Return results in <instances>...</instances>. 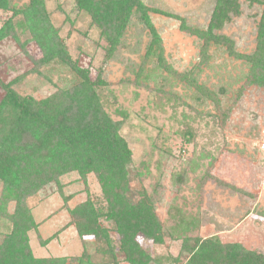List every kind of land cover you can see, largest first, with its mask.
Returning <instances> with one entry per match:
<instances>
[{"label":"rangeland","instance_id":"374dc122","mask_svg":"<svg viewBox=\"0 0 264 264\" xmlns=\"http://www.w3.org/2000/svg\"><path fill=\"white\" fill-rule=\"evenodd\" d=\"M140 1L151 10L169 12L180 18L149 13L161 38L167 65L178 73L192 71L199 62L201 41L182 31L180 26L183 22L187 28L205 30L213 1ZM15 2L22 5L27 1ZM45 7L72 60L91 70L93 75L101 72L106 82L107 86L101 89L105 110L113 120H123L119 133L132 155L131 189L135 193L145 191L152 196L161 221L166 220L169 206L185 195L193 201L192 205L196 203L200 207L198 226L196 231L189 233L190 236L216 238L221 244L238 243L249 251L264 254V87L250 84L234 97L247 73L244 63L229 57L223 48L211 46L208 50L210 61L196 75L198 84L218 93L220 106L229 108L227 119L220 126L209 116L215 112L209 100L196 101L193 88L173 80L165 71L153 70L151 63L142 64L149 35L137 18L131 19L121 45L112 59L107 60L99 30L90 26L87 15L77 11L74 0H45ZM259 11L258 6L242 2L241 15L233 18L220 32L233 40L238 53L247 54L254 49L255 15ZM10 15L0 11V26ZM18 34L20 43L12 39L0 41V82L10 84L20 97L35 100L44 99L60 89H68L73 84L70 72L54 63L42 65L38 71L34 69L30 57L36 59L40 56L36 45L28 42L21 48L20 44L28 39V34ZM135 76H146L147 80L138 86ZM163 82H166L163 90L181 98L189 108L178 107L173 115L171 107L164 104L163 95L156 91V86ZM220 89L224 90L223 95ZM3 95L0 86V101ZM159 100L162 107L156 105ZM186 134L193 135L194 142H184L182 137ZM199 149L208 155L206 159H197ZM188 157L203 166L192 173L188 171L186 181L177 187L173 179L177 173L187 169ZM206 168L226 186L212 179L197 191L195 183ZM58 182L61 193L56 184H50L25 202L39 223L38 229L29 233V245L34 256L70 259L85 253L93 264H113L104 253L103 243H97L91 236L80 239L74 227L69 225L67 208L71 209L87 199L104 212L105 205L96 177L89 174L81 179L78 173L70 172L61 176ZM1 190L0 183V193ZM68 197L64 207V198ZM2 205H5V213L13 211V202H3ZM7 221L5 217L0 218V243L9 232ZM99 222L110 231L116 249L118 244L113 223L103 218ZM45 240H49L48 244L42 245ZM137 241L153 260H162L163 264H173L166 258H176L181 248L180 241L166 240L163 245H154L141 236ZM184 262V257H180L179 264ZM67 264L75 263L68 261Z\"/></svg>","mask_w":264,"mask_h":264},{"label":"trees","instance_id":"16d2710c","mask_svg":"<svg viewBox=\"0 0 264 264\" xmlns=\"http://www.w3.org/2000/svg\"><path fill=\"white\" fill-rule=\"evenodd\" d=\"M26 1L17 5L15 0H0V11L11 13L0 26V41L12 39L20 43L18 33L26 32L28 39L20 44L21 48L28 42H34L40 54L36 59L30 57L34 69L38 71L42 65L54 63L70 72L73 84L68 89H60L44 99L35 100L20 97L10 84L0 82L4 91L0 101V218L5 217L10 225L9 232L0 243V264H67L68 261L93 264L85 253L70 259L36 257L29 245V233L36 231L39 223L32 217L26 200L50 184H56L61 193L58 180L70 172L78 173L81 179L89 174L95 176L105 207L104 212H100L94 202L87 199L71 209L67 208L69 225L74 227L80 239L91 236L97 243H103L106 248L104 253L113 264H163L162 260H153L143 249L137 241L138 236L154 245H163L166 240L180 241L177 257L166 258L173 264H179L182 256L185 259L183 264H264V254L249 251L241 244H221L216 238L190 236L189 233L196 231L198 226L200 207L196 203L192 205L193 201H189L185 195L169 206L166 220L161 221L152 196L145 191L141 194L131 189V151L119 133L123 120H113L105 110L101 89L107 85L101 72L93 75L91 70L72 60L50 21L45 0ZM212 1V14L205 30L187 28L183 22L180 26L182 31L201 41L199 62L192 71L184 73H178L167 65L161 38L149 16L150 12H157L180 19L175 14L151 10L140 0H74V3L78 12L90 18V26L99 30L107 60L112 59L127 27L137 18L149 35L142 64L151 63L153 70L165 71L173 80L193 88L196 101L209 100L215 111L209 116L222 126L229 108L225 106L224 110L220 106L218 93L198 84L196 75L210 61L209 48L221 47L229 57L247 67L243 84L238 87L234 97L250 84L264 87V0ZM242 2L260 8L259 14L255 15L254 49L247 54L238 53L233 40L220 33L233 18L241 15ZM146 80V76H135L138 86ZM165 83L156 86V91L163 95L164 104L171 107L174 115L178 107L187 104L171 92H165ZM220 91L221 95L225 93L222 89ZM156 105L163 106L160 100ZM182 138L186 143L194 142L191 134ZM198 151V160L208 157L202 149ZM200 166L203 165L188 157L187 169L176 174L173 184L181 186L186 181L188 171L192 173ZM212 179L226 186L206 168L197 178L195 189L200 191L204 183ZM68 199L64 198V207ZM3 202L14 203L10 214L4 212ZM100 218L113 223L118 244L116 249L110 231L100 225ZM48 242L45 240L41 244Z\"/></svg>","mask_w":264,"mask_h":264},{"label":"built area","instance_id":"2783aa9c","mask_svg":"<svg viewBox=\"0 0 264 264\" xmlns=\"http://www.w3.org/2000/svg\"><path fill=\"white\" fill-rule=\"evenodd\" d=\"M263 139H264V138H263ZM262 143H263V145H262V148H264V140H263V142H262Z\"/></svg>","mask_w":264,"mask_h":264}]
</instances>
